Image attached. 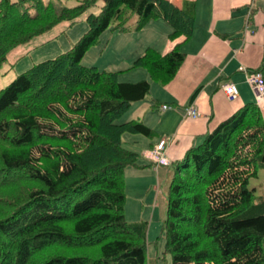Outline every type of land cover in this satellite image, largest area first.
Wrapping results in <instances>:
<instances>
[{"label":"trees","instance_id":"trees-1","mask_svg":"<svg viewBox=\"0 0 264 264\" xmlns=\"http://www.w3.org/2000/svg\"><path fill=\"white\" fill-rule=\"evenodd\" d=\"M96 1L69 8L59 1L1 0L0 70L11 50L61 22L75 23ZM102 1L71 50L0 91V264H150L148 223L126 219V170L141 157L123 138L156 134L141 121H118L150 94L151 83L122 82L120 74L142 68L169 85L186 59L182 46L194 35L195 8L169 0ZM152 20L165 21L169 38L184 41L167 54L147 48L125 71L82 64L112 25L127 33ZM252 72L264 76V64ZM172 168L164 260L264 264V195L251 188L264 169L263 109L244 105Z\"/></svg>","mask_w":264,"mask_h":264},{"label":"crops","instance_id":"crops-1","mask_svg":"<svg viewBox=\"0 0 264 264\" xmlns=\"http://www.w3.org/2000/svg\"><path fill=\"white\" fill-rule=\"evenodd\" d=\"M169 1L181 9L194 6L195 31L182 46L186 59L169 85L155 83L143 69L120 74L122 82H151L150 94L133 104L125 114V122L141 121L156 134L153 139L142 135L124 136L127 148L141 157L139 166L126 170V178L138 179L148 170L159 175L162 167H172L174 162L183 159L190 148L203 141L206 133L213 131L238 109L257 103L249 74L264 64V0ZM169 27L162 20L150 21L144 29L147 37L137 46L138 50L118 51L122 54L110 64H132L149 47L163 54L171 52L184 38L170 40L172 28ZM120 69L127 70V67ZM228 82L235 83L239 89L235 101L229 100L223 90ZM163 105H169L171 110L163 111ZM189 108L196 109L200 117L189 116ZM262 109L264 113V107ZM165 138L168 139L170 164L156 168L150 165L146 155ZM167 177L170 178V174Z\"/></svg>","mask_w":264,"mask_h":264},{"label":"rangeland","instance_id":"rangeland-1","mask_svg":"<svg viewBox=\"0 0 264 264\" xmlns=\"http://www.w3.org/2000/svg\"><path fill=\"white\" fill-rule=\"evenodd\" d=\"M58 1L69 8H74L79 6L84 0H44L45 3ZM103 7L104 2L97 0L95 5L75 23L61 22L53 29L33 39L29 43L11 50L8 54L7 62L0 70V91L9 86L20 74L26 72L33 66L46 60L55 59L71 50L89 30V25L86 20L87 16L89 14H99ZM136 19V16L130 18L128 21L129 28L132 29ZM113 26L101 36L99 43L93 46L85 55L82 61L83 65L95 66L107 72H119L124 70L120 68L127 67L129 69L133 66L135 61L132 64H126L124 66L119 63L115 65L110 63H114V59H117V56L122 54L118 51L138 50L137 46L147 37L144 34L146 26L140 31L131 30L123 33V35L118 33L119 31H113ZM94 62H98L100 65H95ZM126 117L121 118L118 123L125 122ZM126 137H131V135L127 134ZM173 172L174 169L172 167H162L159 175L155 172L153 174L151 170H148L138 179H134L131 176L126 178V219L129 223H148V256L151 259L150 264H155V262H158V264L172 263L171 256L169 255L164 260L166 239L162 234V223L166 218L167 210V192L170 179L167 176L169 174L171 176ZM251 188L257 189L256 197L264 195V169L260 170L258 178L251 180Z\"/></svg>","mask_w":264,"mask_h":264},{"label":"built area","instance_id":"built-area-1","mask_svg":"<svg viewBox=\"0 0 264 264\" xmlns=\"http://www.w3.org/2000/svg\"><path fill=\"white\" fill-rule=\"evenodd\" d=\"M249 83L252 91L255 94L257 104L264 107V76L262 72H251L249 74ZM227 97L231 101H235L239 96V89L233 82H228L223 86ZM163 111L171 110L169 105L162 106ZM188 115L194 119L200 117L199 112L194 108L188 109ZM168 139H161L154 147V149L146 155V159L151 165L158 168L160 166H169L170 160L167 155Z\"/></svg>","mask_w":264,"mask_h":264}]
</instances>
